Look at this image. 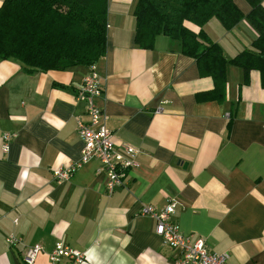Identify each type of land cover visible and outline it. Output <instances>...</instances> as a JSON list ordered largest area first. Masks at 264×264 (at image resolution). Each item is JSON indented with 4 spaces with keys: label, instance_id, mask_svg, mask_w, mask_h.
<instances>
[{
    "label": "crops",
    "instance_id": "obj_1",
    "mask_svg": "<svg viewBox=\"0 0 264 264\" xmlns=\"http://www.w3.org/2000/svg\"><path fill=\"white\" fill-rule=\"evenodd\" d=\"M3 0H0V5ZM245 16L244 0H233ZM136 0H106L105 52L94 64L101 92L94 98L117 146L136 151L138 166L107 194L97 161L57 183L52 171L80 154L76 121H87L76 100L89 66L36 72L0 59V264H24L21 249L39 245L32 264H48L55 242L82 252L81 264H174L142 206L176 202L169 221L190 240H203L227 264H264V101L258 73L242 84L225 66L224 99L195 100L212 81L163 35L148 50L133 40ZM264 9V0L261 3ZM201 31L228 61L250 49L256 32L241 19L225 30L212 18ZM161 109L155 113V109ZM231 119L229 127L228 120ZM10 136L6 152L2 136ZM12 234L22 245L7 247Z\"/></svg>",
    "mask_w": 264,
    "mask_h": 264
},
{
    "label": "trees",
    "instance_id": "obj_2",
    "mask_svg": "<svg viewBox=\"0 0 264 264\" xmlns=\"http://www.w3.org/2000/svg\"><path fill=\"white\" fill-rule=\"evenodd\" d=\"M244 1L249 7L245 16L233 0H136L134 43L148 50L156 35L178 41L180 53L194 60L199 77L212 81L209 91L195 94L198 102L223 101L227 64L240 69L243 85L250 72H257L264 101L263 0ZM105 6L106 0H3L0 59H14L36 72L94 64L105 52ZM212 18L225 30L245 19L256 32L250 49L226 61L204 33L185 27L186 23L201 27Z\"/></svg>",
    "mask_w": 264,
    "mask_h": 264
},
{
    "label": "built area",
    "instance_id": "obj_3",
    "mask_svg": "<svg viewBox=\"0 0 264 264\" xmlns=\"http://www.w3.org/2000/svg\"><path fill=\"white\" fill-rule=\"evenodd\" d=\"M100 92L99 77L94 66L90 65L89 72L83 77L76 95V100L84 103L87 117L86 122L78 120L75 123L77 138L81 142L79 158L71 165L53 170L52 178L57 183L65 182L83 165L97 161L99 166L95 169V174L104 176V189L110 194L123 185L127 172L136 168L138 163L136 151L129 146L115 145L111 133L104 126L107 115L94 103V98L99 96ZM160 112L159 107L155 109L156 114ZM9 138L8 134L2 136L3 152L7 150ZM175 207V200L167 199L160 210L150 206H142L139 210V215L147 216L154 221L153 232L162 244L178 253L174 264H227L229 257L226 253H211L206 249L203 240H190L179 232L178 227L169 221ZM4 242L10 248L22 245L20 238L12 234L6 235ZM39 253H42V247L39 245L23 247L22 262L32 264ZM47 260L48 264H81L84 254L57 241L47 254Z\"/></svg>",
    "mask_w": 264,
    "mask_h": 264
}]
</instances>
